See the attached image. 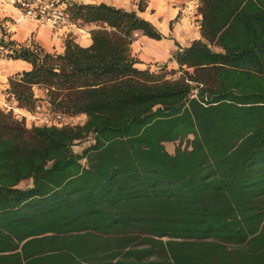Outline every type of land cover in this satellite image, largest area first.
Segmentation results:
<instances>
[{
    "label": "trees",
    "instance_id": "obj_1",
    "mask_svg": "<svg viewBox=\"0 0 264 264\" xmlns=\"http://www.w3.org/2000/svg\"><path fill=\"white\" fill-rule=\"evenodd\" d=\"M200 2L179 68L138 65L137 32L166 36L139 13L148 0H68L94 27L63 52L0 36L32 65L0 107V264H264V0ZM42 105L87 117L29 124L17 109Z\"/></svg>",
    "mask_w": 264,
    "mask_h": 264
},
{
    "label": "crops",
    "instance_id": "obj_2",
    "mask_svg": "<svg viewBox=\"0 0 264 264\" xmlns=\"http://www.w3.org/2000/svg\"><path fill=\"white\" fill-rule=\"evenodd\" d=\"M73 1H104L127 9L138 8V0ZM200 4V0H148L146 9L139 13L152 20L166 36L157 39L137 32L132 49L133 53L141 60L138 65L156 68L160 64L167 63L170 68H179V63L174 56L175 52L179 48L189 45L194 39L203 37V13L200 10ZM0 19H3L8 39L27 44L39 43L49 51L63 52L68 37H72L84 46L92 43L91 29L94 27L92 23L75 25L70 28H54L49 24L39 23L30 18H19L16 11L7 13L0 11ZM214 48L220 49L216 45ZM31 67V63L22 58L0 57V107L7 105L5 89L9 86V78L16 72ZM34 89L36 95L45 103L48 100L47 88L36 85ZM17 109L22 112L27 111L26 108L18 107Z\"/></svg>",
    "mask_w": 264,
    "mask_h": 264
},
{
    "label": "built area",
    "instance_id": "obj_3",
    "mask_svg": "<svg viewBox=\"0 0 264 264\" xmlns=\"http://www.w3.org/2000/svg\"><path fill=\"white\" fill-rule=\"evenodd\" d=\"M67 3L68 0H0V11H16L19 18H30L54 28H70L77 24L66 10ZM2 35L8 39L0 29V36ZM7 51V46L0 42V57ZM23 113L30 124L38 125L77 124L83 123L87 117L85 113L71 114L45 105L38 106L36 111L27 110Z\"/></svg>",
    "mask_w": 264,
    "mask_h": 264
},
{
    "label": "rangeland",
    "instance_id": "obj_4",
    "mask_svg": "<svg viewBox=\"0 0 264 264\" xmlns=\"http://www.w3.org/2000/svg\"><path fill=\"white\" fill-rule=\"evenodd\" d=\"M44 99V98H42ZM17 112H19L18 110H16ZM23 113H20V115H22ZM23 116V115H22ZM28 123L30 124V122L28 121ZM89 141H91V139H88V140H84V141H81L79 142L78 144H75V149H78V150H81L83 146H85L86 144L89 143ZM180 142L178 140L176 141H166L165 144H166V147L171 150V151H174L176 146H178Z\"/></svg>",
    "mask_w": 264,
    "mask_h": 264
}]
</instances>
